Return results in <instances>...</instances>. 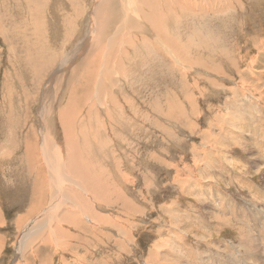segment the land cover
<instances>
[{
  "label": "rangeland",
  "instance_id": "1",
  "mask_svg": "<svg viewBox=\"0 0 264 264\" xmlns=\"http://www.w3.org/2000/svg\"><path fill=\"white\" fill-rule=\"evenodd\" d=\"M67 1L0 0V264H264V0H233L222 12L200 8L196 21L191 11L186 27H177V45H186L193 31L203 39L191 40L186 52L168 44L174 57L151 43L141 55L154 51L152 64L136 61L125 69L134 70V80L111 72L99 97L89 84L94 102L73 105L81 111L73 137L89 154L78 161L89 159L91 179L99 185L56 182L66 202L44 217L52 210L53 187L42 161L43 132L50 128L67 147L46 102L64 105L78 70L87 85L90 78L94 82L103 58L95 61L97 70L95 62L73 59L59 70L94 3ZM69 4L76 7L73 23L63 20ZM169 27L165 37L175 34ZM82 118L84 141L78 132ZM35 175H41L37 187ZM62 214L72 218L62 223ZM38 220L49 223L32 234L36 239H24Z\"/></svg>",
  "mask_w": 264,
  "mask_h": 264
},
{
  "label": "bare ground",
  "instance_id": "2",
  "mask_svg": "<svg viewBox=\"0 0 264 264\" xmlns=\"http://www.w3.org/2000/svg\"><path fill=\"white\" fill-rule=\"evenodd\" d=\"M68 1H70V0H68ZM232 1L233 0H94V3H92V5L90 4L91 5L89 7L90 12H88L89 15L86 13V16L88 15L87 18L89 20L85 23V27H84V24L81 23V27H79V29H77L78 32L79 31H82V35L80 34L81 32L78 35L76 34L77 37L79 38V41L76 44V46L75 47L73 46V49L70 50L67 54L64 52L63 53V56L64 57L62 58V60L59 59V60H61V62H60V66L61 67L59 68V70L62 69V68H64V69L67 68L68 64L70 62H72V59L76 63H80V61H82V63L88 64L87 61L95 62L98 58H100V55L101 54L103 55V58H102L101 62L98 65V71L96 73L97 78L94 79V82H93V79L90 78L89 79L90 82L87 85V78L85 76H81V74H80L81 71L78 70V71H76L74 73V75H76V82H75V84H73L74 81H75L74 80L73 83H72V86L70 85L68 87L67 93L65 92V94L63 95L64 101H65V98H67V100L65 101L64 105L59 104V105L56 106V105H54V101H51L50 103H47L46 102V104L48 106V109L51 112V116L50 117H52V120L55 119V121H57L58 123H60L62 125V127H63L64 136L61 139L63 140L62 142H64L65 144H67V147L65 148V146H62L63 144L61 142H59L58 139H56V137H54L52 134H50V131H49L50 128H47V131L43 132V134H42L43 140L41 141L42 142V145H43V149H42V154L41 155L43 156L42 159H44V160H42V161L45 162L44 164H46V166L48 168V170H47L48 174L47 175L50 178L49 179L50 180V185L53 187V189L51 188L52 201H51V204H50L51 207H52V210L50 211V209H48L45 212V215L43 214L44 217L46 215H48V214L49 215H52L53 213L54 214L58 213V211H57V209L59 208L58 207L59 206L58 204H61L60 206H62V203L63 202H66V200H64V198L67 199L66 196H65V194L64 193L62 194L61 190L59 189V186H57V184H58L59 181H66V183L71 181L72 184H73L74 181L77 182L76 179H79V181L77 183L80 184L82 182L83 185H90L93 182L91 178H92V175H94V173H93V170L91 168V164H90L91 162L89 161V159H86V161H85V158H86L85 157V158H83V160L81 162L78 161V159L80 157H83L84 154H85V156L86 155H89L87 153L88 151H86V150H84L82 148H79L77 145H75L79 141H78V138H74L73 137L74 133H77V132H74L73 133L74 130H77V129H75L77 127L75 125L76 124V118L78 117V114H80V112H81V111L79 112L78 110H75L73 108L74 107L73 105H75V104H77V105L84 104L85 107H86V106L90 105L92 103V101L94 100V98H95V97H93V98L90 97L89 94H88V90L91 91V88L89 87V84H91V83L94 84L95 85V88H96L95 89L96 92L94 91L95 93H92V95H95L98 92L97 95L99 97V92H100V90H102L103 85H104L103 83L108 78V76H109V74L111 72H113V73H119L120 75L121 74H124V76H127L130 81L134 80L132 77H129L130 75L134 74V70H133V72L131 74L130 73L128 74L125 71V69L127 67L128 71H129L130 68H131L130 66L134 67V64H132V63H137L136 61H138V65H139V61H140V63H142V61H146V63L149 60L151 61V59L153 57L152 56V53L154 51L152 53L147 52V56L146 57L145 56L142 57V55H141V53L144 52L145 49L147 50V47H149L151 45V43H153L157 48L162 46V48L164 47L165 49H168L170 51V53L175 57L177 54H175L174 51L170 50V48H172V47H170L168 44L177 45V42H178L177 41L178 40L177 39V35L179 34L181 36V33H179L178 30H177L179 28H177V27L179 25H181L182 27L183 26L186 27V25H185L186 23L184 24L183 20L186 19V16L187 15H192L191 14V11L195 13V14L193 13L194 15H197L198 14V16H196L195 19H194L196 21V20H199V18H201L199 16V14H201L200 8L202 9V8H208L209 7L214 12L215 11L222 12L224 10L225 6L228 3H231ZM80 2H81V0H80ZM68 3H70V2H68ZM76 3H78V2H76ZM173 3H175V5ZM72 5L74 6L75 3L72 4ZM72 5L71 4L68 5L70 7V9H69L70 14H67L69 12H66L67 16L63 19L65 23L66 22H72L73 23L75 20H77L76 13L72 12L73 10H71L73 8ZM76 6H79V5L77 4ZM239 6H241V5H239ZM229 7H231V4H230ZM241 8H242V6H241ZM73 9H76V7L73 8ZM78 12L80 13V11H78ZM33 14H34V12H33ZM73 15H76V16H73ZM111 22H114V24L116 23L115 26L113 25V26L107 28L106 27L107 24H109ZM32 24H33V22H32ZM168 25H170V27H169L170 29H173L174 30L175 34L172 33V34H174V36H170V37H168V35H167V37L164 36L165 29H168L167 28ZM67 26H68V29L69 30H72L73 27L75 26V24L72 25V26H71V24L70 25H67ZM182 27H180V28H182ZM137 30H138L137 33H139V35H140V38L138 40H136L137 34H135ZM208 30H211V29L208 28ZM128 32H130V33L133 32L134 33V35H133V33L130 34V37L133 38L132 40H131V38H129V33ZM66 37H67V35H66ZM149 37H152V39L150 40ZM184 37H185V35H184ZM202 37H203V35H200L199 32L193 31V33L191 34V36L189 35V37L187 38V41H185V42H187L186 45L190 44L191 43L190 41L191 40L193 41L195 38L198 41H200V40L203 39ZM60 40H62V38L61 39H58V41L56 43H59V42L62 43ZM101 41H102V43H101ZM148 41L150 43H148ZM67 43L69 44V42H67ZM24 44L26 45V43H24ZM122 44L125 45V46L122 47ZM164 44L167 45V46H165ZM181 44H178L177 45V48H178L179 51L181 49V52L183 53V51L185 50V46L186 45H184L181 48ZM183 44H185V43H183ZM199 45L200 46H207V45H204L203 43H199ZM28 46L31 49L33 48L34 51H36L37 45H33L32 44V41L28 42ZM41 46H43V45H41ZM57 46H59V45L57 44ZM168 46L170 48H168ZM53 47H54V44H53ZM59 47H61V46H59ZM67 47L68 46H66V48ZM42 48H40V49L43 50ZM47 48H48V51H49V47H47ZM122 48H123V51H121ZM128 50H131V51L129 52ZM57 51L58 50H56V52ZM118 51L119 52L120 51L121 52H124L125 51V53H126L125 56H127V57L124 56L125 58L123 57L125 60H123V59H121L122 61L120 60L119 55H118ZM155 51H157V50H155ZM43 52H44V50H43ZM162 52H164L163 49H162ZM184 52H186V50ZM208 52L210 53L211 56L217 55V52L214 51L213 49H211ZM37 53H38V50H37ZM158 54H159V52H158ZM36 55L39 56V53L36 54ZM140 55H141V57H140ZM120 56L122 57L121 54H120ZM41 57L43 58V56H41ZM42 58H41V60H39L40 59L39 58L38 61H42ZM49 59L46 58L47 61ZM132 59L134 61H131ZM59 60H58V62H59ZM123 61H124V63H126L127 66L124 65V64H121ZM150 61H149V65L152 64V62L150 63ZM96 62L93 63V64H91V66H94V68L97 70V67H96V64L97 63ZM143 63H145V62H143ZM130 64H132V65H130ZM115 65L117 67H121V70L122 71H120V68L118 69ZM82 67H83V64H82ZM84 68H85V65H84ZM71 73H70L69 76L73 77L74 75H71ZM128 87H131V86L128 85ZM81 94L83 95V97H80ZM46 104L42 105V109L41 110H44L45 111V109L47 108ZM93 111H94V109H93ZM41 114H43L44 116L47 115L46 116V120H49L50 119V117L48 116L49 113L41 112ZM90 116H91V114H90ZM77 120H78V118H77ZM86 120H87V118H86ZM80 121H81L80 123H82V126H80L78 132H79L80 136L82 137V140L84 141V132H83V130L85 131L84 128H85L86 123H85V119H83V121L82 120H80ZM61 125H60V127H61ZM46 127H47V125H46ZM33 128H34V126L32 128H30L29 131H28V132H30V134L32 136H33V131H34ZM35 133H37V131ZM34 140L32 139V137H29L28 138V142H31V143L32 142L34 143ZM26 144H27V142H26ZM29 145L31 146V144H29ZM36 147L38 148V145ZM37 150L38 149H36V151ZM25 153H27V152H25ZM32 153H34L32 149L28 151V156L31 157V161L29 160L30 161V164L33 162V158H34V154H32ZM62 155H67V157L69 158V162L68 163L61 162L62 159H63L62 158ZM87 157L89 158V156H87ZM44 168L45 167H42V166L40 167V170L42 171V173H43V169ZM34 169L31 168V171L33 172ZM89 170H91L92 173H90V172L88 173ZM37 171H36V173H37ZM96 176H97V174H96ZM94 178L96 179V177H94ZM39 179H41V175H35V179H34L35 185H36V183H38V185H39V183H40L39 182ZM98 181H97V179L95 180V182L97 183V185H99V182ZM56 182H57V184H56ZM96 183L93 182V184H96ZM93 186H95V185H93ZM36 187H37V185H36ZM44 187H45V185H44ZM70 187H72V186H70ZM84 189H85V187H84ZM65 190H67V189H65ZM71 191L73 193V190H71ZM31 194H33V193H31ZM34 196H35V194H34ZM97 196H99V195H97ZM33 203H35V201ZM97 203H99V201ZM38 205H39V203H38ZM98 206H96V207H98ZM90 207H92V206H90ZM69 209L71 210V208H69ZM72 209H73L72 211H74V208L73 207H72ZM29 211H31V209H29ZM67 211H68V209H67ZM80 217H82V216H80ZM60 218H61V221L63 220L62 223H65V221L67 222L68 218H72V216H71V214H68V215L62 214ZM101 220L102 219H100V221ZM220 221H222V220H220ZM228 221L224 220V221H222V224H223V222L226 224V223H228ZM42 222H45V221L38 220L37 223L34 226H31L30 228L28 227L29 229H27V231H26V233L24 235V239L30 238L32 236V234H34V233H38L39 234V232L42 230V228L45 227L46 225H48V223H49L48 220H47L45 222V224L42 225ZM231 224H232V222H231ZM236 226L238 227V225H236ZM242 232H244V231H242ZM66 234H68V232ZM33 237H35V236L33 235L32 238ZM35 239H36V237H35ZM160 252L161 251H155V253H156L155 255L158 256V257H160L159 256V255H161ZM161 264H163V263H161Z\"/></svg>",
  "mask_w": 264,
  "mask_h": 264
},
{
  "label": "crops",
  "instance_id": "3",
  "mask_svg": "<svg viewBox=\"0 0 264 264\" xmlns=\"http://www.w3.org/2000/svg\"><path fill=\"white\" fill-rule=\"evenodd\" d=\"M149 39L151 40L152 39V37H149ZM137 40V39H136ZM36 185H38V183H36Z\"/></svg>",
  "mask_w": 264,
  "mask_h": 264
}]
</instances>
